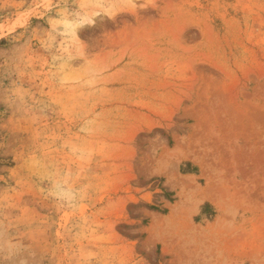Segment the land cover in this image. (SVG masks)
<instances>
[{"label": "rangeland", "instance_id": "rangeland-1", "mask_svg": "<svg viewBox=\"0 0 264 264\" xmlns=\"http://www.w3.org/2000/svg\"><path fill=\"white\" fill-rule=\"evenodd\" d=\"M0 264H264V0H0Z\"/></svg>", "mask_w": 264, "mask_h": 264}]
</instances>
